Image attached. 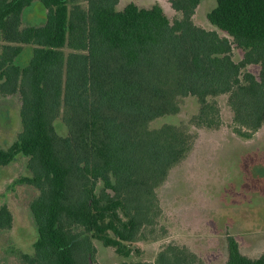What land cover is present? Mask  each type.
I'll return each mask as SVG.
<instances>
[{
	"label": "trees",
	"instance_id": "obj_1",
	"mask_svg": "<svg viewBox=\"0 0 264 264\" xmlns=\"http://www.w3.org/2000/svg\"><path fill=\"white\" fill-rule=\"evenodd\" d=\"M214 1L206 19L227 37L195 25L201 0H168L172 21L158 4L117 10L119 0H0V97L19 96L21 125L0 148V166L26 157L21 182L37 191L29 203L37 238L19 264H98L95 241L128 257L158 227L157 191L193 150L192 129L221 128L220 97L235 136L250 140L262 128L264 0ZM33 3L46 10L44 24L23 26ZM24 46L31 55L19 67ZM233 49L242 53L238 63ZM250 65L259 66L257 77ZM188 97L197 110L187 121L150 128L180 113ZM57 118L65 137L54 129ZM11 225L1 206L0 230ZM226 248L225 264H264V256L241 254L232 236ZM154 264L204 263L169 244Z\"/></svg>",
	"mask_w": 264,
	"mask_h": 264
},
{
	"label": "rangeland",
	"instance_id": "obj_2",
	"mask_svg": "<svg viewBox=\"0 0 264 264\" xmlns=\"http://www.w3.org/2000/svg\"><path fill=\"white\" fill-rule=\"evenodd\" d=\"M127 0H123L121 7ZM141 8L158 4L165 16L177 18L168 0H130ZM214 0H201L193 16L195 25L213 30L221 37L227 35L211 26L206 15L214 8ZM46 10L39 3L24 10L23 26L44 24ZM1 46V43H0ZM31 46H24L16 59L24 67L31 55ZM232 59L238 63L241 51L233 49ZM247 71L258 76L259 66L250 65ZM222 126L218 131L195 129L193 150L175 168L157 195L162 210L158 227L148 234V240L132 245L128 257L117 255L95 241L98 264L147 262L154 264L157 254L169 244L187 248L204 264H225L226 238L234 237L241 254L249 258L264 256V125L250 140L235 136L230 128L231 113L226 97L219 98ZM19 96L0 97V148H8L21 131ZM197 110L196 100H184L180 113L157 119L150 124L158 129L164 124L178 125ZM59 136H67L60 118L54 122ZM28 159L16 156L8 165L0 166V207L5 206L12 216L9 230H0V264H19V255H32L37 235L29 214V203L37 195L31 186L22 183L28 178ZM167 233L162 240L153 241Z\"/></svg>",
	"mask_w": 264,
	"mask_h": 264
},
{
	"label": "crops",
	"instance_id": "obj_3",
	"mask_svg": "<svg viewBox=\"0 0 264 264\" xmlns=\"http://www.w3.org/2000/svg\"><path fill=\"white\" fill-rule=\"evenodd\" d=\"M122 1H123V0H119V2H118V4H117V7L120 6V5L122 4ZM129 3H131L130 0H127V1L125 2V4L121 7V10H122L127 4H129Z\"/></svg>",
	"mask_w": 264,
	"mask_h": 264
}]
</instances>
